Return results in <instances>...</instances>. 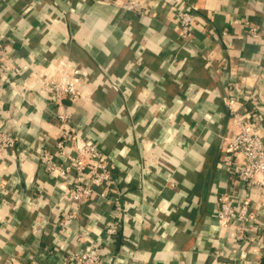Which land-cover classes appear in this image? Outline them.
<instances>
[{"label":"crops","instance_id":"crops-1","mask_svg":"<svg viewBox=\"0 0 264 264\" xmlns=\"http://www.w3.org/2000/svg\"><path fill=\"white\" fill-rule=\"evenodd\" d=\"M124 1L0 0V129L17 138L0 151V264H69L91 241L102 264H211L217 251L222 264H261L264 248L222 234L215 210L219 194L246 197L264 241V188L223 164L230 85L264 138V0H139L142 13ZM182 4L196 17L190 46L175 30ZM72 68L81 96L63 99L69 123L106 156L119 216L94 197L62 219L75 204L40 165L61 133L42 84Z\"/></svg>","mask_w":264,"mask_h":264},{"label":"built area","instance_id":"built-area-1","mask_svg":"<svg viewBox=\"0 0 264 264\" xmlns=\"http://www.w3.org/2000/svg\"><path fill=\"white\" fill-rule=\"evenodd\" d=\"M174 9L175 30L181 45L190 46L194 42L195 14L189 5L182 4ZM123 11L142 13L143 7L139 0H126L119 4ZM246 32L253 38H258L260 29L257 24L246 23ZM5 50L0 45V73L5 56ZM79 70L72 68L63 71L56 79L45 80L42 84L48 93V98L60 106L56 113V119L60 125V138L55 141L54 149L41 147L40 165L47 173L55 174L69 198L75 204L74 209L63 215L62 219L76 216L77 208L82 203L100 198L113 203L114 216H119L123 208L117 196L112 195L114 184L111 166L106 156L95 142L86 135L80 133L70 125L69 115L63 99L75 102L80 96V87L75 80ZM234 85L228 87L224 100L232 124V132L224 142L225 152L228 157L223 164L237 181L247 187L264 188V138L258 128L250 121L246 112L240 110L243 99ZM244 98V97H243ZM250 99V96H246ZM17 138L4 129H0V151L13 147ZM3 192L0 188V199ZM215 210L216 223L222 234L233 236L232 240L243 238L244 241H253L260 248H264L261 230L254 226L248 208L246 197L237 200L230 194L222 193L217 197ZM264 211V208H261ZM63 224V221H60ZM119 229L118 219H111L104 228L106 236H112ZM251 235V236H250ZM224 252H216L211 264H222L219 256ZM246 259L244 254L240 256ZM103 252L99 242L91 241L86 248L73 251L69 254V264H102Z\"/></svg>","mask_w":264,"mask_h":264},{"label":"trees","instance_id":"trees-1","mask_svg":"<svg viewBox=\"0 0 264 264\" xmlns=\"http://www.w3.org/2000/svg\"><path fill=\"white\" fill-rule=\"evenodd\" d=\"M261 264H264V260L262 261V263Z\"/></svg>","mask_w":264,"mask_h":264}]
</instances>
